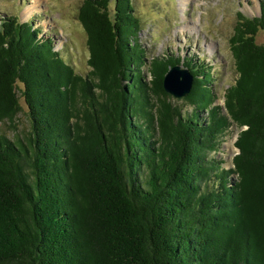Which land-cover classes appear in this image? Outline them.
<instances>
[{"label": "trees", "instance_id": "16d2710c", "mask_svg": "<svg viewBox=\"0 0 264 264\" xmlns=\"http://www.w3.org/2000/svg\"><path fill=\"white\" fill-rule=\"evenodd\" d=\"M79 19L86 76L29 22L0 24V122L21 110L18 84L31 117L0 132V264H264V0L238 13L223 104L186 61L192 111L163 87L179 58H153L147 78L132 0H85Z\"/></svg>", "mask_w": 264, "mask_h": 264}, {"label": "rangeland", "instance_id": "374dc122", "mask_svg": "<svg viewBox=\"0 0 264 264\" xmlns=\"http://www.w3.org/2000/svg\"><path fill=\"white\" fill-rule=\"evenodd\" d=\"M85 0H0V24L7 17L29 22L38 30V38L51 39L73 70L88 75L89 49L87 33L79 19ZM134 14L139 18L140 29L136 42L144 49V71L155 57L170 55L186 61L212 75L211 85L216 103L223 104L226 89L235 83L238 72L231 50L238 13L257 16L261 0H132ZM112 8V3L110 9ZM258 43H264V30L256 35ZM187 68V67H186ZM147 78L149 73L147 72ZM21 110L13 122H0V132L9 137L25 135L31 128V117L18 84ZM185 97L175 98L180 107L192 111ZM204 115V113H202ZM239 128L232 125L219 150L214 155L224 168L233 167V157L238 152L235 145Z\"/></svg>", "mask_w": 264, "mask_h": 264}, {"label": "water", "instance_id": "95a60500", "mask_svg": "<svg viewBox=\"0 0 264 264\" xmlns=\"http://www.w3.org/2000/svg\"><path fill=\"white\" fill-rule=\"evenodd\" d=\"M193 76L190 70L180 64L171 66L163 79L164 90L172 97H185L191 88Z\"/></svg>", "mask_w": 264, "mask_h": 264}]
</instances>
